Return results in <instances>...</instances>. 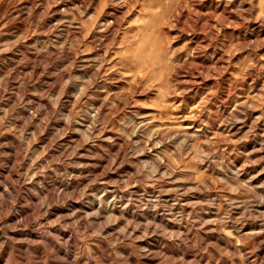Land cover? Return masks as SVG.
<instances>
[{"label": "rangeland", "instance_id": "obj_1", "mask_svg": "<svg viewBox=\"0 0 264 264\" xmlns=\"http://www.w3.org/2000/svg\"><path fill=\"white\" fill-rule=\"evenodd\" d=\"M28 1L0 0V264H264V0Z\"/></svg>", "mask_w": 264, "mask_h": 264}, {"label": "bare ground", "instance_id": "obj_2", "mask_svg": "<svg viewBox=\"0 0 264 264\" xmlns=\"http://www.w3.org/2000/svg\"><path fill=\"white\" fill-rule=\"evenodd\" d=\"M73 1V0H72ZM77 1H80V2H85V0H77ZM76 1V2H77ZM220 1V0H219ZM89 3H90V9L91 8H96V7H92L93 5H96L97 3V0H89L88 1ZM70 3V0H66L65 1V3L64 4H61V5H57V6H55L53 9H52V16L54 17V18H56L57 19V17H59L60 16V14H62L61 13V11H63L62 9H61V7L63 8V9H67V8H64V7H67L68 6V4ZM207 3H209V6L207 7V10L209 9V10H215L216 12L218 11V8L220 7V4H219V2H214V0H209ZM27 4H32V6H34L33 8H35V9H45V7H44V5L43 4H41V3H39V4H37V5H35V2L33 1V0H29L28 2H27ZM219 4V5H218ZM202 5H203V3L201 4L200 3V0H179L178 2H177V5H176V7H175V9H176V13H175V15L171 18L172 20H170V22L171 23H173V25L172 26H180L181 27V25H185V23L187 22V20H188V18L190 17V12L192 11V10H194V11H200V9H203L202 8ZM32 6H31V8H32ZM23 7V6H22ZM223 7H224V5H223ZM222 7V8H223ZM25 8V7H24ZM28 8V7H27ZM32 8V9H33ZM69 8V7H68ZM125 8H126V5H125V2L124 1H122V0H117V2H116V4H114V5H112V7L110 8V10H108L109 12L106 14V17H105V19L103 20V22H104V26H105V28L107 27V26H109L110 25V23L111 22H115L116 24H117V22H118V17H119V14H123L124 13V10H125ZM23 10V9H22ZM33 11H35V10H33ZM39 11H41V10H39ZM19 13H21V12H19ZM24 13V12H23ZM21 16V15H20ZM231 17H234L235 19H238V17L235 15V14H233ZM59 21V20H58ZM182 21V22H181ZM179 22H181V24L179 23ZM55 23V22H54ZM200 23H201V21L199 20V19H195V20H192V24H193V26L196 28V29H194V31L195 30H198V29H200ZM115 26V25H114ZM57 28L58 27H66V25L64 24V23H62L61 21H59L58 23H57V26H56ZM168 31H169V33L171 34V33H175L174 31H173V28L172 27H170V25L168 26V29H167ZM193 31V32H194ZM177 32V31H176ZM261 35H264V32H260V33H257V34H250V36L251 37H253L254 38V42H258V41H260L261 40V38L263 37H261ZM102 36V35H101ZM179 39H182V40H188V39H190V41L193 43L194 42V44H196L198 41V39L200 38V36L197 34V33H195V36H194V34H193V37L191 36V37H188L187 36V34H185V32H184V30H182V29H179ZM250 38H248V36H244L243 37V42L246 44H248V45H251V41L249 40ZM264 39V38H263ZM101 39L99 38V41H100ZM195 40V41H194ZM189 41V42H190ZM263 41V40H262ZM261 41V42H262ZM264 44V43H263ZM258 45V44H257ZM255 47H262V43L260 44V45H258V46H255ZM195 48H197L196 46H195ZM193 49H194V47H193ZM195 50V49H194ZM196 51H192L191 52V54H189L187 57H190L191 55H194V53H195ZM42 54H44V53H42ZM193 57V56H192ZM191 57V58H192ZM196 58V57H195ZM46 70V69H45ZM183 76V75H182ZM247 101V100H246ZM246 101H241L242 102V105H246ZM240 102V103H241ZM237 103V102H236ZM236 106V105H235ZM102 107V106H101ZM145 121V120H144ZM191 126V125H190ZM2 139H8V136H4V138H2ZM5 144V143H4ZM5 145H7V144H5ZM93 146V145H92ZM91 146V147H92ZM17 177V176H16ZM6 178V177H5ZM4 178V179H5ZM1 180V179H0ZM5 181V187L4 188H2L3 189V192L4 193H7V191L6 190H8V189H10L11 190V188H12V185H14V184H12V183H9L10 181L9 180H4ZM18 181L19 182H21V184H23L22 182H24V179L22 178V176L21 175H18ZM70 181H71V183H73L74 182V177H72L71 179H70ZM2 182V181H1ZM69 182V181H68ZM30 183H34V184H36L37 185V182H35V181H32V182H30ZM64 183V182H63ZM70 182L67 184V185H65L64 186V188L63 189H68L69 190V184H71ZM29 184V183H28ZM72 185V184H71ZM71 187V186H70ZM15 188V187H14ZM24 188H26V187H24ZM16 189V188H15ZM14 189V190H15ZM13 193H14V191L13 190H11ZM10 191V192H11ZM11 192V193H12ZM15 192H17V191H15ZM3 193V194H4ZM20 194V193H19ZM18 195V194H17ZM7 197V196H6ZM16 197H18V196H16ZM31 198H32V195H31ZM18 199V198H17ZM20 199V198H19ZM23 199V198H22ZM21 200V199H20ZM21 209H22V207H21ZM255 227V226H254ZM244 229H246V228H244ZM249 229V228H248ZM252 230V229H251ZM242 232H241V234H243V233H246L243 229L241 230ZM248 231V230H247ZM251 233L254 235V236H256L257 238H259V245H258V250H259V252L260 253H264V228H261V226H260V228L258 227V228H254V231L252 232L251 231ZM239 234V233H238ZM247 234H249V233H247ZM264 256V255H263Z\"/></svg>", "mask_w": 264, "mask_h": 264}]
</instances>
